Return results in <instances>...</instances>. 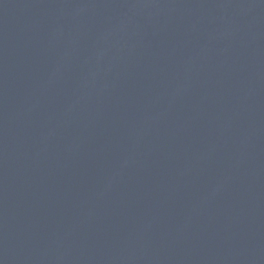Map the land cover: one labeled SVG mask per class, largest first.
<instances>
[{
  "label": "water",
  "instance_id": "obj_1",
  "mask_svg": "<svg viewBox=\"0 0 264 264\" xmlns=\"http://www.w3.org/2000/svg\"><path fill=\"white\" fill-rule=\"evenodd\" d=\"M0 264H264V0H0Z\"/></svg>",
  "mask_w": 264,
  "mask_h": 264
}]
</instances>
